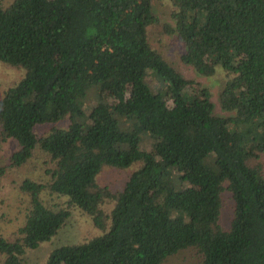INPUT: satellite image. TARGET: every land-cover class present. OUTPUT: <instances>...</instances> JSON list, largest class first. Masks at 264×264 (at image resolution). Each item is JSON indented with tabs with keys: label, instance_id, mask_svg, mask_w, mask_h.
Instances as JSON below:
<instances>
[{
	"label": "trees",
	"instance_id": "1",
	"mask_svg": "<svg viewBox=\"0 0 264 264\" xmlns=\"http://www.w3.org/2000/svg\"><path fill=\"white\" fill-rule=\"evenodd\" d=\"M150 27L178 38L198 75L219 76L221 111ZM0 61L23 68L0 94V142L17 146L0 176L35 158L45 174L18 183L28 203L15 235L0 233L2 264H26L74 206L102 233L42 264H161L186 248L200 264H264V0H0ZM133 162L120 188L96 181Z\"/></svg>",
	"mask_w": 264,
	"mask_h": 264
},
{
	"label": "rangeland",
	"instance_id": "2",
	"mask_svg": "<svg viewBox=\"0 0 264 264\" xmlns=\"http://www.w3.org/2000/svg\"><path fill=\"white\" fill-rule=\"evenodd\" d=\"M2 1L8 3L10 0ZM162 18H165L164 15H162ZM159 36L160 33L158 29L150 27L152 44L158 47L169 60L174 61L185 75L198 78L201 82L211 86L215 110L221 111L217 96V90L220 85L219 76L205 77L198 75L191 66L184 64L180 59L183 43L178 38L172 36L165 37L164 40L160 42L158 39ZM22 74V67L12 66L0 61V94L5 87L17 81ZM59 124L65 126L67 121H62ZM47 129L48 125L36 126L38 133H43ZM16 147V142L13 139L1 141L0 163H4L8 155ZM258 161L261 162L264 171V153L261 154ZM34 163H36L35 166ZM137 165L138 162H133L131 165L124 168L103 165L96 175V181L100 185H108L111 190H116L124 184L129 174ZM25 175L35 179L45 178V174L42 171L41 159L35 158L28 164H24L20 168L10 169L5 175L0 176V233L7 237H13L15 235L19 224H21L24 219V213L28 202L26 195L19 191L18 183ZM42 196L44 201L48 204L64 205L63 198L53 193L45 191ZM221 196L223 199V206L219 214L218 223L222 228L227 229L230 226V220L233 214V200L226 191H223ZM112 203V201L105 202L103 204L104 209L108 210L112 206ZM100 233H102V229L96 227L87 214L74 206L71 208L69 220L58 233L50 241L40 244L37 248L29 249L24 255V261L26 264H42L54 246L67 242H80ZM3 257V254H0V264H2ZM182 260L200 264L198 262V257L190 248L169 255L161 264H177Z\"/></svg>",
	"mask_w": 264,
	"mask_h": 264
}]
</instances>
